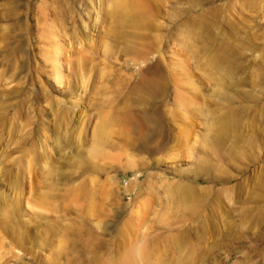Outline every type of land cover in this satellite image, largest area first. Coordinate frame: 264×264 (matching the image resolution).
Listing matches in <instances>:
<instances>
[{
  "label": "rangeland",
  "instance_id": "374dc122",
  "mask_svg": "<svg viewBox=\"0 0 264 264\" xmlns=\"http://www.w3.org/2000/svg\"><path fill=\"white\" fill-rule=\"evenodd\" d=\"M256 1L141 0L150 15L140 26L115 16L112 0H0V264H131L140 254L139 264H264V228L230 229L257 206L252 194L264 195ZM201 28L210 56L235 48L223 65L237 67L236 79L225 89L184 48ZM157 64L169 92L146 111L162 109L165 127L135 117L98 137L99 115L125 107ZM189 74L204 110L196 115L175 99L190 96ZM231 110L239 133L216 136L206 114ZM35 150L47 159L34 161Z\"/></svg>",
  "mask_w": 264,
  "mask_h": 264
},
{
  "label": "bare ground",
  "instance_id": "6f19581e",
  "mask_svg": "<svg viewBox=\"0 0 264 264\" xmlns=\"http://www.w3.org/2000/svg\"><path fill=\"white\" fill-rule=\"evenodd\" d=\"M196 1L200 2L203 0H196ZM256 3H257L256 0H245L246 6L248 4L256 5ZM143 7H144V5L141 3V0H112L111 12L115 16H120L121 19L125 18L128 22H131L132 24L134 23L135 25H140V26L142 25L143 26L145 20L147 19V16L150 15L148 8H145V7L143 8ZM210 34L211 33L208 31L207 28H201L198 30H194L192 33H189V35L187 36L190 45L187 44V45H185V46L183 45V46L190 53L189 55L192 56V59L194 61L198 62L197 63L198 68L202 69L204 67L206 72H203V73H206L207 80L209 82H212V81L215 82L218 85L219 90H220V88L225 89L229 86V83L232 82V80L234 81V79H236V77L234 76V74H235L234 72L237 70V67L236 66L234 67L233 65L231 66L228 64L229 67L227 66L228 69H226L223 65L226 61H228V59L233 58V56L235 55L233 53L235 51V48H234V46H231V47L227 46L222 51V53L219 54V56H217V55L216 56L215 55L210 56L207 53V51L209 50L208 45L211 44V41H213ZM203 61L205 62L204 65H202ZM213 64L215 66V68H214L215 73H213V71H210L211 70L210 67H212ZM186 65L184 67H186ZM57 69H59V67ZM162 73H163L162 66L159 64L155 65L154 68H152V67L148 68V70H145L143 72V75L141 76V78L138 79V81H136V83L132 87L131 91L129 90L130 92L128 93V95H126L127 97L124 99V101H126V105L124 104L125 107H118L115 110H111L108 113H101L99 115V123L97 126L98 137L103 138V137L108 136L110 134V132H112L113 129H115L117 127L121 128V129H122V127L124 128V125L126 123L130 124L131 121L135 120V117L137 119H139L140 122L142 121L143 125H145L148 128H149V126H151L154 129H162L163 127H165V123L161 119V116H162L161 112L163 111L162 109L156 108L153 111L151 110L152 111L151 113H147V111H146V108L149 105L148 103H150V102L152 103V102H156L158 100L164 99L169 92V81L165 77V75H163ZM186 77H188V78H186L185 85L190 86V89L188 90L190 96H186V95H183L181 92L180 93L178 92L176 95V98H175L176 102H177V106L184 107L186 109V111H189V113L191 115L192 114L196 115V112H198L200 114V113H202V111H204L203 108H196V106L198 104V100H199L198 92H200V90L196 87L197 85H195V82L193 81L194 79L192 80L189 78V77H192V76H190V74ZM178 81H176V82H178ZM179 82H181V80ZM12 95H14V94H12ZM2 98L3 97L0 96V111H2L1 109L4 107ZM163 102H165V101H163ZM174 102H175V100H174ZM132 104H135L137 109L135 107L133 108ZM162 104H164V103H162ZM159 105L157 104V106H159ZM152 106H154V104ZM140 108H142L143 113L141 112L142 115H139V114L137 115L136 112ZM165 111L166 110H164V112ZM231 111L232 112L226 113V115H223L221 117H217L211 113L206 114V117L208 118L207 120L208 121L211 120L210 121L211 122L210 127H211V130L216 133V136H217V133H219L220 131H221V133H224V134H221L222 136L223 135L227 136V134H225V133H230L231 135H232L231 132H234L235 134L239 133L238 132L239 120H238V116L236 117L237 112L235 110H231ZM230 115H234V116H232V118H231ZM132 118L134 120H132ZM69 124H70V122L68 121V125ZM0 126H1V124H0ZM126 127H127V125H126ZM173 129L174 128L172 127V130ZM55 130L58 133L61 130L60 125H58V127H56ZM54 134H55V132H54ZM208 137H207V139H208ZM215 138L211 139V141H215ZM64 141H65V145H68V147L69 146L71 147L73 144H76L72 137L66 138ZM216 143L217 142H215V144ZM34 153H35V155L33 157L35 159L34 161H36V160L39 161V158H42V160L47 159L46 158L47 156H45V157L37 156L36 150ZM34 153H32V154H34ZM47 166H48V163L45 162L44 167H45L46 172H47V168H46ZM45 170H44V172H45ZM261 173L262 174L257 177L258 180L260 179V182H258V187L260 188V190H264V168L262 169ZM17 187L19 188V185H17ZM177 190H178L177 192L184 193V198H186V200L183 199L182 201L185 200L186 202H188L187 197H189V195L187 196L186 192L189 190H186L182 186H178ZM174 191H176V190H174ZM179 197H181V196H179ZM188 199H189V201L191 200L190 197ZM251 200L253 201V204H256L257 206H252L251 208H243L244 211H243L242 216H244V217H242L241 220L235 222L232 225V227L230 228L231 231L234 230L235 228L236 229L242 228V230L244 229L248 232H251V231H254L258 228L259 229L264 228V195L260 196L257 193H253ZM191 202H192V200H191ZM191 202H189V203H191ZM2 203L3 202H1V204ZM242 234H243V232L241 233V235ZM181 243H182V241H181ZM139 256L135 257L133 255V257H130V255H129L130 263L131 264H139L136 262V260L139 258Z\"/></svg>",
  "mask_w": 264,
  "mask_h": 264
}]
</instances>
